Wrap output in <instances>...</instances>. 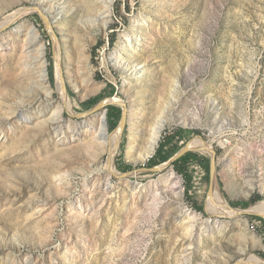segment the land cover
Here are the masks:
<instances>
[{
    "label": "rangeland",
    "instance_id": "rangeland-1",
    "mask_svg": "<svg viewBox=\"0 0 264 264\" xmlns=\"http://www.w3.org/2000/svg\"><path fill=\"white\" fill-rule=\"evenodd\" d=\"M91 1L0 0V20L27 11L0 32V43L21 22L33 23L46 45L53 85L38 110L13 58L0 61V264H234L248 254L264 261L257 255L264 253V222L225 206L242 212L264 204V0H114L105 29L86 22ZM124 34L137 39V53L123 63L129 72L148 70L133 83L114 61ZM86 74L92 77L87 89L80 83ZM55 82L63 83L60 93ZM113 99L125 104L127 115L111 157L89 142L56 143L55 132L64 129L49 122L21 124L68 102L76 115L64 110L65 119L94 125L104 113L112 138L122 113ZM98 100L108 105L78 115ZM165 104L156 150L139 164L128 156L131 143L136 152L143 146ZM200 138L216 153L213 193L225 200L222 214L209 206V178L197 161L141 170L164 166L170 158L163 157ZM201 150L190 153L209 160ZM130 171V178L114 176ZM168 171L179 180L183 206L208 229L201 242L195 229L191 247L175 198L163 192L154 199L131 184ZM255 195L262 199L250 205Z\"/></svg>",
    "mask_w": 264,
    "mask_h": 264
},
{
    "label": "bare ground",
    "instance_id": "bare-ground-1",
    "mask_svg": "<svg viewBox=\"0 0 264 264\" xmlns=\"http://www.w3.org/2000/svg\"><path fill=\"white\" fill-rule=\"evenodd\" d=\"M55 1L58 2L59 0ZM113 2L114 0H92L90 4L91 11L86 18V22L92 25L99 24L100 27L105 29L108 25L109 20L111 19L113 11ZM47 5L50 6V2ZM59 7L60 8L58 9V11L55 12V16L63 12V6L61 5ZM26 14V9H19L5 16L2 20H0V32L3 31L6 27H8L11 23L19 20L21 21L23 16H25ZM60 16L55 18L57 20L56 24L58 26L61 25ZM123 38V45L121 46V50L114 54L115 66L120 67L123 72L128 73L129 78L127 80H132L131 83L137 82L141 79V76H144L148 72V70L147 68H142L141 70L129 72L128 65L123 63L125 61L124 56L133 57L134 54L137 53V49L135 46V42L137 41V39L130 36L129 34H124ZM55 52L57 54L56 77L58 78V68L60 67L59 65L61 55L59 54L57 46ZM46 56V45L40 39V33L37 27L33 23L28 21L21 22L19 26L15 27L14 30L10 31L7 35L5 44L0 43V61H4L8 57L13 58L14 63L17 66L20 79L24 82L25 87L28 89V96L35 98L34 104L36 105L38 110L44 104V101L51 97V91H53V85L49 81L48 63ZM80 81V83L84 84L85 89H87L92 84V77L89 74H86V77H82ZM55 85L58 88V92L60 93L63 90V83L59 85V82H55ZM175 87H177V84L173 85V89H175ZM30 100L31 99H29V101ZM2 104L3 102L0 101V107L2 106ZM167 107L168 106L166 104L162 106L161 110L154 118L148 131L145 134L143 146L138 147L137 152L135 151L131 143V147L128 150V156L133 157L135 162H144L154 154L160 137V133L166 122L165 110ZM64 110H67L71 116L76 115L75 111L68 102L53 103L50 107V111H52V114L41 115L39 113H35L32 118L27 117V120L29 118L31 119L29 122L25 121L24 123L21 122V124L25 126L32 125L34 127L37 125H41L45 127V123L49 122V125L51 126L56 125V128L58 127L64 129V131H61L60 133H58L57 131L55 132L56 143H60L63 146H76L81 143L85 144L89 142L95 145L102 153H107L109 157H111V154L113 153L110 148L111 143L116 141L115 146L117 145V150L120 139V137L118 136H120V134L118 130L112 136V138L109 137L105 114H99L96 117V124L93 125L89 121H83L81 123H78L77 121H73L72 119H65L63 116ZM14 115L15 113L11 112L8 117H12L14 119ZM48 116L49 118H46ZM195 140L199 141L202 144H191ZM192 142H190L192 149H210L205 143L202 142L201 139H194ZM166 167L167 166L164 165L160 167V169H165ZM131 184L140 191L148 193L152 192V198L154 199H157L163 192H167L173 198H175L177 209L182 211V215H180L178 221L187 232L186 234L192 238L189 239L186 243H188L190 246L193 242V235L195 233V229H200V233L197 235V239H199L201 242L202 233H206L208 229L207 231H202L201 228L203 227L199 226L200 224L198 225V220L200 219L199 215L194 211L183 206L182 190L179 185V180L175 178L172 172L168 171V173L160 175L157 180L149 181L147 184H138L135 182ZM221 198V195L213 193L211 198L208 200L211 210L218 211L219 214L223 213L222 210L219 208V202H221ZM223 201L225 202L224 199ZM225 206L226 210H228L230 213H235L233 210H231V208L226 202ZM251 211L257 212L258 214L264 216V204H257L251 207L247 212ZM240 262H244L247 264H264V261L262 259L257 258L251 254H248L245 258L240 260Z\"/></svg>",
    "mask_w": 264,
    "mask_h": 264
},
{
    "label": "water",
    "instance_id": "water-1",
    "mask_svg": "<svg viewBox=\"0 0 264 264\" xmlns=\"http://www.w3.org/2000/svg\"><path fill=\"white\" fill-rule=\"evenodd\" d=\"M108 105V103H105L103 101L99 102L98 104H96L91 110H89L86 113L83 114H78L81 116H87L89 114H92L100 109H103L104 106ZM114 106H118L122 108V113H121V117L117 126V130H119V134L121 135L124 131L125 128V124H126V115H127V110H126V106L125 104H123L122 102H119L115 99L112 100V104ZM201 139V138H200ZM202 140V139H201ZM203 143H205L204 140H202ZM194 149L191 148L190 143H186L172 158H170L164 165L169 166L172 165L173 162H175L176 160H178L179 158H181L182 156H184L185 154L193 151ZM201 151L207 152L210 155L209 158V183H208V197L209 199L211 198L213 191H214V187L216 185V173H217V162H216V153L210 148H205ZM143 171H150V172H159L160 171V166L158 167H153L150 169H141ZM133 174H135V171H130V172H126L120 175H116L114 174L115 177H121V178H130L133 176ZM234 212L236 214H248V215H252L258 218H262L264 219L263 215L257 214V213H250L247 211H237L234 210ZM234 264H247L244 262H240L237 261Z\"/></svg>",
    "mask_w": 264,
    "mask_h": 264
},
{
    "label": "trees",
    "instance_id": "trees-1",
    "mask_svg": "<svg viewBox=\"0 0 264 264\" xmlns=\"http://www.w3.org/2000/svg\"><path fill=\"white\" fill-rule=\"evenodd\" d=\"M112 44H113V41L110 42V45H112ZM50 77H51V80H52L53 75L51 74ZM97 103H99V100H98V102H96V104H97ZM96 104H95V105H96ZM95 105H94V106H95ZM114 129H115V126L111 128L112 131H113ZM178 151H179V150H174V152L171 153V155H168V156L163 157V158H162L163 162H165V161H167L169 158L173 157ZM187 159H191V160H193V161H197L199 164H201V165L205 168L206 176L209 178V160L204 159V158H200V157H198L197 155H195V154H193V153H190V152L187 153V154H185L184 156H182L181 158H179V159L176 160L175 162H173V163H172V166L176 168V167H178V165H179L182 161L187 160ZM261 199H262L261 196H259V195H255L254 197H252V198L248 201V203H249L250 205H253V204L257 203L258 201H260ZM253 218H255V219L259 220V221L264 222L261 218H258V217H253ZM257 255L264 259V253H262V252H257Z\"/></svg>",
    "mask_w": 264,
    "mask_h": 264
}]
</instances>
